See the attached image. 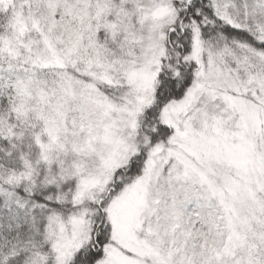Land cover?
Listing matches in <instances>:
<instances>
[{"label":"snow or ice","instance_id":"1","mask_svg":"<svg viewBox=\"0 0 264 264\" xmlns=\"http://www.w3.org/2000/svg\"><path fill=\"white\" fill-rule=\"evenodd\" d=\"M0 264H264V0H0Z\"/></svg>","mask_w":264,"mask_h":264}]
</instances>
